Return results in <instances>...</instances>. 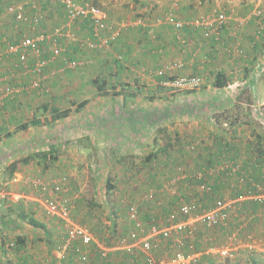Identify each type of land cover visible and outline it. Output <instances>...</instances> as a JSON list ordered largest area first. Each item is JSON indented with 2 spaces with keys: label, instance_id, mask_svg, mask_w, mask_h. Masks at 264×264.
<instances>
[{
  "label": "crops",
  "instance_id": "0c3cea01",
  "mask_svg": "<svg viewBox=\"0 0 264 264\" xmlns=\"http://www.w3.org/2000/svg\"><path fill=\"white\" fill-rule=\"evenodd\" d=\"M76 1L80 4L96 3L109 12L112 25H127L118 41L105 49H95L84 58H90L94 67L100 64L93 73L86 75L84 72L81 75L75 72L76 75L71 71L65 81L63 79L60 82L58 79L50 86L48 74L53 68L56 69L53 73L57 72L58 65L63 71L65 57L81 61L84 54L82 46H86L84 42L98 41L93 27L86 19L63 25L68 17L62 0H47L34 10L27 7L28 19L23 23H18L13 15L8 14L4 1L0 0V89L9 83L17 89V93L7 97L0 92V138L10 140L22 137L35 128L30 126L24 130L21 125L29 122L28 113L38 100L42 102L44 111L48 108L46 113H52L53 108L63 111L84 103L82 108L72 110L68 117L54 122L50 120V123L39 126L43 132L42 138L49 141L52 137L48 140L47 136L56 134V131L52 133L54 123L57 129L69 121L78 123V120L88 118L93 123L85 133L90 141L89 152L104 154L103 157L106 153L115 154L116 158L111 162L115 168L108 170L117 174L115 182L118 184L111 181L115 190L114 197H111L116 198L114 204L117 208L114 205L113 211L106 208L103 212L99 209L98 204L103 202L98 201L96 191L107 200L110 194L108 183L104 188L93 183L86 190L70 181L74 221L88 227L94 237H97L96 233H103L104 238L117 234L120 239L128 236L133 229L128 206L135 205L147 228L154 224L165 228L171 225L170 217L176 206L189 201L193 192L199 193L198 196L208 195L198 189L199 182L194 176L205 168L215 167V174L208 178L212 188L209 195L239 200L237 208L231 213L230 222L249 223L248 230L259 238L258 244L255 241L258 248L255 253H249L251 257L247 259L237 257L224 260L210 256L207 252L210 243H207L206 252L202 247L194 249L199 256L196 255L198 257L191 264H264V221H256L258 217L263 218L264 205L247 199V187L233 188L236 177L231 169L217 170L236 160L247 177L264 184V126L250 112L251 106L259 107L264 115V38L259 35V22L250 19L245 27L238 28L236 21H229L218 35V42L206 41L193 26L180 32L171 26L155 23L165 11H170V0L166 1L164 8L165 2L160 4L157 1L159 7H156L149 5L153 4L149 0ZM255 6L251 5L250 10L253 11ZM184 13L177 12L187 25L192 16L186 17L188 13ZM35 17L40 19L37 23L40 29L36 25V32L33 22ZM139 19L143 21L142 24ZM64 30L68 32L67 37L70 33L78 36L76 43L66 44L65 54L62 48L64 38L58 40L60 51L53 41L42 42L40 53H33L29 59V64L33 65L36 62H33L32 56L44 55L39 60L46 59L49 62L40 77L43 79L42 92L29 93L23 90L31 78L18 66L15 55L6 54L7 46L16 44L25 36L34 37L45 31L52 34ZM47 43L54 45V58L58 57L57 62L51 60L50 51L46 52ZM239 47L244 49L242 55ZM179 63L183 67L174 69L172 76L201 77L204 79L203 87L196 90L168 87L158 71ZM18 71L30 79L18 80ZM10 74H14V78ZM218 74L226 76V86L215 84ZM240 111L246 113L242 115ZM29 117L32 118L30 122L37 118L34 115ZM213 117L217 125L211 122ZM50 149L47 147V151ZM7 150L0 147V153ZM128 156L133 157L129 163L131 158L128 159ZM102 158L95 162L100 163ZM34 160H28L27 165L18 164L17 171L9 178L8 167L15 161L0 157V174H7V181L4 182L7 189H2L3 195L0 197V203L3 204V209H0V264H39L46 261H58L60 264H103L99 252V246L102 245L111 249L108 254L112 264H146L143 255L131 258L114 251V243L109 239L110 244L104 241L99 243L95 239L93 244L98 245V250L93 245L84 248L88 263L79 260L74 246L65 249V223L46 214L38 200L39 193L31 185V181L36 179L37 169L42 166L50 172L59 158L53 163L48 162V166L38 158ZM133 165H137L134 169L135 177L132 180L125 179L126 171L132 169ZM45 179L50 181L49 178ZM83 190L91 192L89 198ZM150 194L154 195V199L149 197ZM125 201L123 208L126 207L127 213L124 214L119 205ZM103 205L106 206L107 201ZM250 213L255 214L253 218L248 217ZM103 214L112 219L108 231L107 222L99 224L102 220L99 217ZM180 218L177 216L174 220L179 221ZM31 220L39 225H33ZM218 232L220 235L225 234L223 230ZM202 233L208 231L202 229ZM202 238L207 240L205 235ZM12 243L16 245L15 248L10 247ZM154 255L157 264H171L173 257L166 256L164 251H156Z\"/></svg>",
  "mask_w": 264,
  "mask_h": 264
},
{
  "label": "built area",
  "instance_id": "2783aa9c",
  "mask_svg": "<svg viewBox=\"0 0 264 264\" xmlns=\"http://www.w3.org/2000/svg\"><path fill=\"white\" fill-rule=\"evenodd\" d=\"M6 5V12L14 16L18 23L27 21V7L29 9H38V7L45 3L47 0H3ZM67 17L70 21L74 22L79 19H86L93 27L94 35L98 39L96 42L89 43V46L93 49H99L98 47H109L112 43L118 41L121 37L124 24L111 25L109 14L102 8H98L90 3L79 4L74 0H62ZM256 19L260 25L259 35L264 38V8L257 7L251 14L248 20ZM168 22L176 30H182L184 23L179 21L173 13L168 14ZM35 24L40 22L39 17L33 19ZM246 20L241 19L239 24L244 26ZM228 17L225 14L208 15L197 19L196 23L192 24L195 28H200L206 38L217 37L220 31L228 24ZM105 36H104V34ZM100 35L104 36L101 37ZM64 36L63 32L55 31L50 34L47 31L39 33L38 35L25 36L16 44L7 46L6 54L15 55L18 60V66L24 71L25 74L31 77V82L23 90L30 92H42L43 84L40 78L44 69L46 68L48 61L41 59L34 63L29 64L31 55L40 53L41 43L45 40H51L58 48V40ZM58 51L59 48H58ZM57 51V53H58ZM78 61H72L68 58L63 59V67L65 69L74 70L79 67ZM183 67L179 65L178 68ZM173 69V67H169ZM170 70H160L159 76H165L168 83L174 87V89H198L202 86L203 81L200 77L191 76H178L172 80L168 78ZM168 71V72H167ZM16 75V74H15ZM10 77L14 78V74H10ZM1 93L5 97L17 93L16 87L12 84H8L6 87L0 89ZM256 119L264 126V115L259 107L254 108ZM229 168L232 174L236 177L233 188L247 187V199L253 201H264V184L256 183L250 177H247L241 169L239 161H233L229 165L217 168V170H223ZM216 172V168L212 167L204 169L195 174L194 178L199 182L198 189L204 193H211L212 188L208 181L210 176H213ZM32 188L39 193V202L45 209L48 216L56 217L62 220L66 225L67 239L65 249L71 246L76 248L79 260L83 263H88V255L83 250L85 247H89L95 241V237L91 230L74 221L72 217L73 212V198L70 194L71 185L67 176H62L55 181H47L43 177H38L31 181ZM3 195L2 185L0 183V197ZM149 197L154 199V195L150 194ZM211 197V195H210ZM213 203L209 200H201L197 202L183 203L179 207V215L182 217L179 221H175V217H172L171 225L160 229L157 226L147 228L145 222L141 219L138 208L135 205L128 207V216L133 224V229L128 236L118 239L117 244L113 247L114 251L124 252L129 256H137L139 252L143 253L147 257V264H157V261L152 256V252L159 248L160 243L165 247L175 249L174 257L171 259V264H191L199 255L195 253V250L191 247V251L186 252L184 249L187 246V239H191L198 235L202 229L207 231H215L218 229L224 230L228 235L227 244L223 247H211L207 252L214 256H218L224 260H234L237 258L239 250L246 248L250 252L257 250V244L250 233L249 223H244L240 226L230 225L231 213L236 209L238 199H221L216 197ZM3 204L0 203V209ZM255 214H249L248 217L253 218ZM264 220V216H263ZM243 235V236H242ZM240 237H244L240 239ZM163 242V243H162ZM77 245V246H76ZM15 244H10V247L15 248ZM100 257L104 261V264H112L109 261L108 252L111 250L106 245L99 246ZM193 251V252H192ZM198 255V256H196ZM39 264H60L58 261H46Z\"/></svg>",
  "mask_w": 264,
  "mask_h": 264
},
{
  "label": "rangeland",
  "instance_id": "374dc122",
  "mask_svg": "<svg viewBox=\"0 0 264 264\" xmlns=\"http://www.w3.org/2000/svg\"><path fill=\"white\" fill-rule=\"evenodd\" d=\"M74 1L77 2L76 0H74ZM149 1L151 3H153V4H149V5H153V6H156V7H159V3L161 4L162 2H165V5L163 6V8H164V7H166V3H167L166 1H168V0H149ZM157 1H159V3H157ZM253 1L254 0H170L169 3H168V7L170 6V11H168V10L165 11L162 16H159L155 20V23L157 25H168V26L172 27L170 22H168V20H167V16L170 13H173V15L179 21H181L182 23H185L184 21L181 20V18L177 14V12L184 13V11H185L186 14L188 13V15H186V17L187 16H192L190 18V20H188L189 21L188 25H192L191 23H193V22L195 24L197 19H200L202 17H206L208 15L225 14L228 17V22L234 20V21H236V24H237L238 28H243L245 26H242L241 24H239V21L241 19H244V20L248 21V18L250 17V14L258 6L259 7L263 6V8H264V0H260V1L259 0H255V3H258L257 6H255V3ZM77 3H79V2H77ZM251 5L255 6L253 11L250 10ZM173 9H175V10H173ZM190 9L192 11H190ZM29 10H31V9H29ZM104 10L109 14V12L106 9H104ZM27 13H28V11H27ZM109 17H110V14H109ZM139 20L141 21V24H142L143 21L141 19H139ZM66 23L72 24L73 22L68 19V21H64L62 24L65 25ZM123 24L127 25L126 23H123ZM36 25L37 24H35V28H36ZM37 27L40 29V25H37ZM65 27H67V26H65ZM53 28L54 27H52V29ZM172 28L174 29V27H172ZM184 28L185 27H183V29ZM64 29H66V28H64ZM183 29L182 30L174 29V30L182 32ZM44 30H47V29H44ZM36 31H38L37 28L35 29V32ZM50 31H52V30H50ZM50 31H47V32L49 33ZM39 32H41V31L39 30ZM28 34H32V33H28ZM63 34H64V36L62 38H64L63 39L64 40L63 41L64 44H62L63 45L62 48L65 50L66 49L65 45L69 44L70 42L76 43V40H77L78 36H76L74 33H70L69 34L70 36L67 37L68 32L65 31V30L63 31ZM100 36L104 37L105 34H104V36H102V35H100ZM84 43H86V44H84L86 46H82V50H83L84 54L81 57L82 60L78 61L80 63L79 67L77 69L68 70V71H64V70H66L64 68V70L62 71V70H60V66L57 64L58 65L57 72L53 73L56 70V69L53 68L52 71H50L49 74H48V77H49L48 81H50L48 83H49L50 86H53L58 79H60L59 80L60 82L63 79L65 81V79L68 78V75L71 74V71H73V73L76 72V73L81 74V75L85 74L84 72H86V75H88V73H93V70H95L96 68L100 67V64H97L94 67L93 63H91L90 58L84 59L85 57H88V55H90L93 52V50H95V49H93V48H91L89 46L88 43H90V42H88V43L84 42ZM69 45H71V43ZM98 48L100 50H102V49H105V46L101 47V48L98 47ZM49 51L51 53V60L53 59V61L57 62L58 57L54 58L56 56V51H55L54 45L52 46L50 43H47V51L46 52L49 53ZM239 52L242 55V53H244V49L239 47ZM65 54H66V50H65ZM67 55L69 56V54H67ZM43 56L42 57H38L37 55L32 56L33 62H37L40 58H43ZM70 57H72L71 54H70ZM66 58H68V57H65L64 59H66ZM68 59H70V58H68ZM88 60L90 61L89 63H88ZM179 65H180V63L177 66H173V65L169 66V67H173V69H171V70L169 69V67H166L164 69V71L170 70L171 73H170V75H168V78L170 80L178 77L176 75L172 76L173 75L172 72H173L174 69H177L179 67ZM52 67H54V66H52ZM19 73H20V76H19L18 80L21 79V80H24V81H28L31 78V77L28 78V76L24 75L23 73H21L19 71H18L17 75ZM91 76L93 77L94 75H91ZM87 77H89V76H86V78ZM201 79L203 81V84H202L201 87H203L204 79L203 78H201ZM30 82H31V79L29 80V82H27V85H29ZM164 82L168 83V80L165 79ZM42 84H43V82H42ZM167 86L171 87L170 85H167ZM172 88H174V87H172ZM194 90H196V89H194ZM30 93H32V92H30ZM74 109H76V107L72 108V110H74ZM62 110L65 111V110H69V109H62ZM248 112H249V110H248ZM250 112H251V116L257 115V113H255V111H254V107H252V106H251V111ZM243 113H246V112L242 111L241 114L243 115ZM32 115L37 117L36 119H40L42 121V123L47 124L52 119L53 113H50V112L46 113V111L43 110L42 102H39V100H38L37 104H34V108H32V111H30L28 113L29 122H27V123H30V120L32 118L29 117V116H32ZM254 119H256V118H254ZM212 121H213V124L217 125L216 120H215L214 117L211 118V122ZM71 123L73 125H71ZM74 123H75V121H69V123H64L63 126L57 127V129H56V125L54 123L52 125V128H53L52 129V133H54L56 131V134L54 133V135H52V136H47L48 140L52 137L49 141H45V138H42L43 136H41V133L43 134V132L40 131L39 127L32 128L30 131L24 133V136H22V137L11 138L10 140L8 138L4 139V138L1 137L0 138V147L8 148V150L5 151L4 153L1 152L0 153V157H3L4 159L8 158V160L12 161V162L15 161L13 163H19L20 166L21 165H27L26 163H24L22 161L27 159V160H30V162H31V161H33L34 159L37 158L36 155L38 153H40L42 151H45V149L47 151V147H49V148L51 147L52 151H54L56 153V155H58L59 161L57 163H55L56 166H54L53 169L50 171L51 173L47 172L45 170V168H42V166H41L40 169L36 170L37 174L35 175V178L45 176V178H47V179L49 178L50 181H53V180L55 181V180L59 179L62 176H67L70 179V181H74L75 183L78 184V186H80L81 188L86 189V190H89L90 189V185H92L93 183H95V184L97 183L101 188H104L105 184L108 183V189L107 190H108V192L110 191V194L108 195L107 200H105V198H103V196L98 195V193H99L98 190L96 191V197H97L99 202L102 201L104 203V202L107 201V205L106 206L103 205L102 202H101L102 204H98V206H100L99 209H101V212L105 211L106 208H109V210L113 211V207L115 205L114 201H115L116 198H112L111 196L114 195V191L115 190H114V188H112L110 190L109 189V185L110 186L114 185V184L113 185L111 184V181L113 183H115V184H118L117 182H115V180H116L115 176L117 177V174L115 175L114 174L115 171L108 170V169L109 168H112V169L115 168V164H111V162L116 158L114 156L115 154L113 155V154H110V153H108V154L106 153L105 157H103L104 154H100L99 155V154H94L92 152H89L88 147L90 146V141L86 137L85 133L89 130V127L93 123H91V121H89V119L85 118V117L80 119V120H78V123H75V124ZM60 131H62L61 134H59ZM55 135H58V136L55 137ZM80 135H84V136H80ZM39 149H40V151H38ZM98 158H102L100 163L99 162H95L96 160H98ZM129 158H131V159H129ZM132 158H133L132 156H128L129 160H128L127 163H129V161L131 162ZM34 161H37V160H34ZM110 165H112V166H110ZM135 167H137V165H133L132 166L133 170L130 169V170L126 171L127 174H125V179L126 178H129V179L131 178V180H132V177H135V171H136V170H134ZM5 172H7V170ZM6 176H7V174L5 176H2L0 174V183L2 185V189H7L5 184H4V182L7 181V179L5 178ZM121 181L124 183L123 179H121ZM83 193L85 194L86 197H88V196H90L88 194L91 193V192L83 190ZM194 194L195 193L193 192L192 193V198L189 201H187V203H189V202H197V203H199L201 200L202 201L205 200V198L202 195L198 196V195H200L199 193L196 192V194L195 195ZM129 200H132V199H129ZM125 204H126V201L124 203L121 202V204L119 205V207L121 208L120 210H122V212L124 214L127 213L126 207L123 208V206ZM180 204H183V203H180ZM102 207H105V209L102 210ZM176 207L177 208L171 214V217H170L171 219H172L173 216L174 217H177V216L181 217L179 215V207H180V205H178ZM115 208H117V205H115ZM2 209H3V207L1 208V210ZM113 214H115V211L113 212ZM99 218L102 219L99 222V224H104L105 222H107L106 230L108 231L110 229L109 226L112 225V223H111L112 219L110 217L106 216V214H103V216H101ZM141 218H142V216H141ZM180 219H182V217ZM260 219H262V218L258 217L256 219V221L260 220ZM244 223H242V224H244ZM242 224H238V223L237 224H235V223L232 224V222H230V225L237 226V227L242 225ZM154 225L156 226V224H154ZM157 227H159V226H157ZM160 229H163V228H160ZM219 230H220V232H222L221 229H218V230H215V231H208V233H202V231H201L195 237H193L191 239H187V246L185 247L184 250L186 252H189V251H191V247L193 249H196L197 247H199V248L202 247L201 249L205 250V252H206L207 243H210V245H208V247H210V248L211 247H223V246H225L227 244L228 235H227V233H225L224 235L223 234L220 235L219 232H218ZM202 235L203 236L205 235V239H207L206 241L202 238ZM251 235L253 237V240H255L257 243H259L258 242L259 238L255 235V233L253 232V233H251ZM96 236L97 237H95V239L99 243L104 241V242H106V243L108 242V244H110L109 241H108V239H109V240L112 241V243H114L113 245L115 246L116 242L118 241V238H117L118 235L117 234L114 235V236L109 235V236H106L104 238L103 233H96ZM243 238L244 237H240V239H243ZM93 247L96 250H98V245L96 243L93 244ZM164 248H165V245L160 243L159 248L156 251H159V252L164 251L166 256L168 255L170 258L174 257L175 249H173V248H168V249L165 248L164 249ZM156 251H154V252H156ZM154 252L151 253L152 256L154 255ZM121 253H123L124 255L128 256L126 253H124L122 251H121ZM249 253L253 254L254 252L252 253L246 248H241L239 250L237 259H239V258L240 259H243V258L247 259L249 256L251 257V255ZM209 255L210 256H214L212 254H209ZM154 257L156 258L155 255H154ZM156 260H157V258H156ZM157 261L160 262L159 260H157Z\"/></svg>",
  "mask_w": 264,
  "mask_h": 264
},
{
  "label": "trees",
  "instance_id": "16d2710c",
  "mask_svg": "<svg viewBox=\"0 0 264 264\" xmlns=\"http://www.w3.org/2000/svg\"><path fill=\"white\" fill-rule=\"evenodd\" d=\"M90 4H93L94 6H96V7H98V8H102V7H100L98 4H96V3H90ZM102 9H104V8H102ZM256 21H258V20H256ZM192 25H184V27L186 28H189V27H191ZM194 27V26H193ZM196 29H198L199 30V32H201V35H202V37L206 40V41H215V42H218V40H219V38H220V36H217V37H211V38H206L205 37V35H204V33H203V30L202 29H200V28H197L196 27ZM224 30V28L220 31V34H221V32ZM219 34V35H220ZM182 68V67H181ZM164 80H165V76H161ZM192 77V76H191ZM193 77H196V76H193ZM227 79H226V76L225 75H223V74H218L217 76H216V82H215V84L217 85V86H219V87H224V86H226L227 85V81H226ZM99 89L100 90H102V88L101 87H99ZM84 106V103H82V104H80V105H78L77 107H76V109L78 110V109H80V108H82ZM48 111V108L46 107L45 108V111ZM71 110L72 109H69V110H65V111H59V110H57V109H55V108H53L51 111H52V113H53V116H52V122H54L55 120H57V119H59V118H66V117H68L69 115H70V113H71ZM51 122V121H50ZM49 122V123H50ZM42 125H44V123H42V121L40 120V119H34V120H32L30 123H24L23 125H21V128L22 129H24V130H27V129H29V127L30 126H34V127H39V126H42ZM37 158L39 159V160H41V161H44L45 163H46V166H48V162L49 163H53V162H55L56 160H58V155H56V153L54 152V151H52V149H50L49 151H42V152H40V153H38L37 155ZM151 159V157L149 156V158H148V160H150ZM22 162H24V163H28L29 161L27 160V159H25V160H23ZM18 164L19 163H12L9 167H8V177L9 178H11V177H13V175H14V173L17 171V169H18ZM45 166V167H46ZM113 188V186H109V189H112ZM213 195H211V197H212ZM211 197H210V195L208 194L207 196H205L204 198H205V200L206 201H210L211 203H213L212 201H214L215 200V198H212L211 199ZM254 202H256L257 204H259V205H264V201H254ZM237 205L238 204H236V208H237ZM263 215H264V213L262 214V217H263ZM141 217V216H140ZM142 219V218H141ZM143 220V219H142ZM262 220H263V218H262ZM264 221V220H263ZM31 222H32V224L33 225H36V226H38L39 225V223H36L35 221H33V220H31ZM149 229V228H148ZM93 245V244H92ZM113 247H115V246H113ZM168 249V248H167ZM83 250H84V248H83ZM138 255H143V256H145V258H146V260H147V257H146V255L145 254H143V253H141V252H139V254ZM138 255L137 256H129V257H131V258H137L138 257ZM102 263L104 264V261L102 260ZM146 264H147V261H146Z\"/></svg>",
  "mask_w": 264,
  "mask_h": 264
}]
</instances>
